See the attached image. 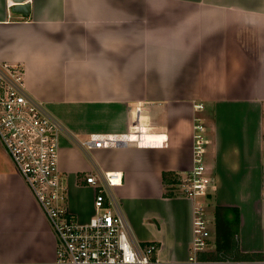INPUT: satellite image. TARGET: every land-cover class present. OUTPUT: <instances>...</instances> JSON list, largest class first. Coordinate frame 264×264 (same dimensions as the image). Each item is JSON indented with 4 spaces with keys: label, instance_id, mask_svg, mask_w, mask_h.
Segmentation results:
<instances>
[{
    "label": "crops",
    "instance_id": "0c3cea01",
    "mask_svg": "<svg viewBox=\"0 0 264 264\" xmlns=\"http://www.w3.org/2000/svg\"><path fill=\"white\" fill-rule=\"evenodd\" d=\"M27 16L0 0V63H21L25 87L61 124L63 204L77 220L96 213L89 174L121 172L117 210L134 243L185 264L193 206L164 196V172L192 164L203 120L212 178L209 247L202 264H264V0H28ZM202 104V109L196 105ZM163 141L96 147L94 135ZM217 206L234 208L251 260L216 257ZM230 211L229 216L234 217ZM54 231L0 140V263H50ZM200 257V258H199Z\"/></svg>",
    "mask_w": 264,
    "mask_h": 264
},
{
    "label": "built area",
    "instance_id": "2783aa9c",
    "mask_svg": "<svg viewBox=\"0 0 264 264\" xmlns=\"http://www.w3.org/2000/svg\"><path fill=\"white\" fill-rule=\"evenodd\" d=\"M202 109V104L196 105ZM132 116L136 133L125 138L94 135L90 143L105 147L119 143L154 144L143 134L140 117ZM61 124L33 98L25 87V70L21 63H0V140L16 170L25 180L45 213L56 237V259L50 263L24 262L0 264H171L158 258V246H141L131 238L130 226L117 210L113 188L122 183L121 172L103 176L89 174L87 183L96 189V209L87 222H80L63 204L65 187L59 170V135ZM206 130L200 116L193 124L192 166L178 174L176 195L194 202L193 241L185 264H202L197 254L209 247L211 231L207 196L212 178L205 163Z\"/></svg>",
    "mask_w": 264,
    "mask_h": 264
},
{
    "label": "trees",
    "instance_id": "16d2710c",
    "mask_svg": "<svg viewBox=\"0 0 264 264\" xmlns=\"http://www.w3.org/2000/svg\"><path fill=\"white\" fill-rule=\"evenodd\" d=\"M166 192L164 196H175L174 187L178 183V175L164 172L163 176ZM230 211L234 212V217H230ZM238 216L234 208L217 206L215 211L216 224V257L219 259L231 260H251L253 255L242 253L239 249L236 234L238 231ZM200 258V257H199Z\"/></svg>",
    "mask_w": 264,
    "mask_h": 264
},
{
    "label": "water",
    "instance_id": "95a60500",
    "mask_svg": "<svg viewBox=\"0 0 264 264\" xmlns=\"http://www.w3.org/2000/svg\"><path fill=\"white\" fill-rule=\"evenodd\" d=\"M14 6L12 11L15 13H21L24 16H27L30 12V3L28 0H13Z\"/></svg>",
    "mask_w": 264,
    "mask_h": 264
},
{
    "label": "rangeland",
    "instance_id": "374dc122",
    "mask_svg": "<svg viewBox=\"0 0 264 264\" xmlns=\"http://www.w3.org/2000/svg\"><path fill=\"white\" fill-rule=\"evenodd\" d=\"M205 163H207V160H206V153H205ZM212 209H213V208L208 209V211H209V212H208V213H209L208 215H209V217H210V218H209V228H210V230L212 229V224H213V219H212V218H213V217H212Z\"/></svg>",
    "mask_w": 264,
    "mask_h": 264
}]
</instances>
